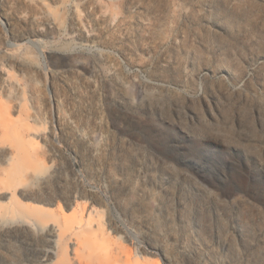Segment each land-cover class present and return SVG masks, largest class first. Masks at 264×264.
<instances>
[{"label":"rangeland","instance_id":"1","mask_svg":"<svg viewBox=\"0 0 264 264\" xmlns=\"http://www.w3.org/2000/svg\"><path fill=\"white\" fill-rule=\"evenodd\" d=\"M76 220L108 264H264V0H0V264Z\"/></svg>","mask_w":264,"mask_h":264},{"label":"bare ground","instance_id":"2","mask_svg":"<svg viewBox=\"0 0 264 264\" xmlns=\"http://www.w3.org/2000/svg\"><path fill=\"white\" fill-rule=\"evenodd\" d=\"M26 142L29 143V141ZM11 159H13V157H11ZM12 197L15 198V201L12 206H9L5 209L4 213L6 215L10 214L14 217L32 221V212H44L42 209H39L37 207L26 206L15 196V192L12 194L11 198ZM35 222L38 225L40 224L38 220ZM76 222L78 224L81 223L80 220H76ZM86 228V225L80 224L78 226V230L75 231V235L78 236L79 239L82 238L83 248H80L82 251H80L79 248H73L70 250L66 238L67 234L63 231L64 227L63 225H59L60 231L59 233H57V238L55 239V246L53 247V253H55L57 264H108L106 257L97 252L96 249L90 248L88 250L86 248L87 246L89 247L91 244L90 239L84 236L82 237L81 235V232H83Z\"/></svg>","mask_w":264,"mask_h":264}]
</instances>
